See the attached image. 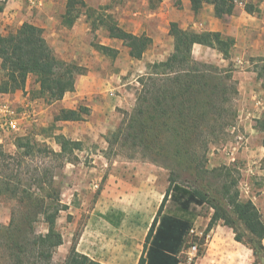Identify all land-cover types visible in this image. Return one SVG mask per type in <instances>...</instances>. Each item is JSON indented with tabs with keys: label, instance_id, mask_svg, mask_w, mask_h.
<instances>
[{
	"label": "trees",
	"instance_id": "trees-1",
	"mask_svg": "<svg viewBox=\"0 0 264 264\" xmlns=\"http://www.w3.org/2000/svg\"><path fill=\"white\" fill-rule=\"evenodd\" d=\"M190 1L196 16L205 4H210L214 6L215 16L221 19L232 15L241 0ZM246 11L254 12L250 6H246ZM83 13L90 21L92 31L104 28L110 38L123 42L133 59H141L153 45V39L147 34L135 35L120 27L106 7L95 9L84 0H67L62 24L72 27ZM170 35L174 39L172 54L165 61L154 63L151 73L141 77L142 87L136 95L135 107L131 113L124 112L123 122L113 133L114 140L122 138L131 148L158 155L164 152L172 160L170 186L149 230L145 255L139 264L181 263L180 255L194 227L195 207L213 210L210 228L223 222L233 230L236 241L252 250L253 264H264V221L259 209L252 201H241L238 182L231 179L228 166L209 170L205 165L207 137L224 128L223 122L231 126L228 115H233L231 121L236 118L231 104L238 94V87L230 71L224 73L218 66L195 60L193 48L195 45L206 46L229 60L235 39L221 32L185 30L176 22L170 24ZM95 48L108 57L118 54L116 49L101 44H95ZM0 71V94L24 90L29 77L34 76L39 89L32 97L50 105L74 92L77 77L84 75L86 69L57 57L44 37L43 29L24 23L15 32L0 35ZM81 120L79 110H62L54 119L55 122ZM255 123V129L264 133V114ZM25 140L18 138L17 147L31 149L26 151L28 155L33 149L29 147V141L24 143ZM55 140L61 148L60 154L71 153L82 146L81 142L69 140L64 135H56ZM183 175L186 183L200 185L184 184L180 181ZM205 175H216L224 181L216 188L204 179ZM44 176L46 178L40 180L37 190L12 186L7 179L0 178V197L18 198L24 210L20 218L13 217L7 226L0 223V242H4L10 251L14 264H54V254L64 243L57 220L60 212L68 207L61 204V190L54 177ZM168 199L179 215L162 214ZM39 216L47 225L46 233L36 231L34 223ZM58 264L103 263L72 246L65 261Z\"/></svg>",
	"mask_w": 264,
	"mask_h": 264
},
{
	"label": "rangeland",
	"instance_id": "rangeland-1",
	"mask_svg": "<svg viewBox=\"0 0 264 264\" xmlns=\"http://www.w3.org/2000/svg\"><path fill=\"white\" fill-rule=\"evenodd\" d=\"M257 1L259 0H248L246 3V0H243L245 2L243 6L244 8L250 6L254 10ZM116 2L118 1L112 0L103 7H106L108 13H110L109 10ZM159 3L158 0H149L148 6L153 9ZM145 7H147V4H145ZM114 17L118 20L116 15ZM118 23L120 25L119 20ZM168 26L152 27L153 31L151 30V33L156 38L159 36L160 40L155 45L153 43L141 59H131L130 56L126 58V55L122 54V50L115 57L103 55L96 50L95 44H99L104 38V34L92 31L90 44L93 49L100 53L102 61L92 63L90 66L98 71H129L125 72L124 79H121V82L127 86L126 88L136 98L142 87L141 77L151 73L154 63L165 61L173 52L174 39L170 35V25ZM124 47L127 48L125 45ZM127 50L129 52L128 48ZM208 51L206 59L201 60V54L196 49L195 60L215 66L224 64L226 65L223 66L224 68L218 66L224 73L230 71L232 75L233 72H239L241 77L245 75L244 80L248 87L255 86L254 90L262 93L259 96L264 100V59L257 61L255 58L250 57L248 53H245L246 49L242 50L243 52L239 50L237 54H234L235 51L233 50L231 60L229 59L227 63H223L221 61L223 56L218 51ZM237 57L242 58L243 62L239 59L236 60ZM77 64L79 65V63ZM85 69L87 72L90 68ZM252 73H256V75L258 73L261 78L254 79L255 76ZM1 78L0 71V82ZM78 80L79 76L77 77L76 86H78ZM233 81L238 87V94L234 96L231 104V110L233 114L236 112V118L231 121L233 115H228L229 120L227 121L231 126H227L223 122L224 128H220L216 134L207 137L208 151L206 152L205 165L209 170L228 166L231 169V179L238 182L241 201H252L259 209L264 221V133L255 129V120L259 118H253V116L258 111L255 109L251 116L243 111L246 105L249 106L250 101L255 105L256 99L243 98L239 91V80L236 78ZM34 85H36V78L30 76L26 87L32 92L31 96L37 95L39 89L34 88ZM45 104L47 103L45 102ZM58 105V114H60L63 109L60 104ZM78 110L81 113L82 120L89 116L85 101L78 107ZM132 111H129V113ZM120 112L124 120V112L128 111ZM55 117L56 114L50 115L49 112L48 115L43 116L42 122L29 126L25 135L3 134L2 142H0V178L7 179L6 181L10 182L12 186L36 189L40 180L46 178L44 174H50L54 177L61 194L67 186L73 187L75 184H86L88 178L91 180L90 184L95 182L97 185L95 189L93 187L94 192L87 196V208L83 207V211H80L79 200L76 196L79 194L78 190L75 192V196H72L74 191H69L73 201L70 207L67 206V209L60 212L57 220V229L63 235L64 243L63 247L55 252L54 264L63 263L72 246L78 252L82 250L79 248L80 238L85 234L90 213L96 201L102 196L103 191L107 190L109 196L120 190L123 196L121 203L124 209L127 210L128 222L122 229L120 239L108 243V251L102 259H104L105 264H139L141 258L145 255L149 230L155 218L159 215L161 205L170 186L172 160L164 152L158 155L151 151H144L141 148H131V146L125 144V140H122V138L114 140L113 133L118 128L107 134H102L101 138L96 141H82L79 150L60 154L61 149L55 140V136L63 130L70 132L74 123L73 121L55 122ZM18 138L26 139L24 143L30 142L29 147L33 149L30 154L27 155L26 151L31 149L17 147ZM66 138L72 140L71 137L67 136ZM76 169L87 170L88 173L84 175L82 172L75 175L70 172ZM93 169L97 170L92 171ZM184 176H180L182 177L180 181L184 184L189 186L192 184L193 186L200 185V183L195 184V182L186 183L187 179ZM204 179L215 185L216 188H219L224 181L222 177L216 175H205ZM84 195L86 196V193ZM61 199H65V197L62 198L61 196ZM113 203L120 204V202L115 201ZM22 211L24 210H22L18 198L9 195L0 197V223L3 226H7L13 217L20 218ZM164 213L180 214L175 210V206L170 199L162 208V214ZM212 214L213 210L205 207H195L193 209L194 227L180 255V264H253L252 250L246 244L236 241V235L230 227L223 222H217L210 228ZM34 226L37 233L47 232V225L44 223L42 216L37 218ZM97 226V228L100 227V225ZM84 242L85 240H82V243ZM1 243L0 264H14L10 251L7 250L4 242Z\"/></svg>",
	"mask_w": 264,
	"mask_h": 264
},
{
	"label": "crops",
	"instance_id": "crops-1",
	"mask_svg": "<svg viewBox=\"0 0 264 264\" xmlns=\"http://www.w3.org/2000/svg\"><path fill=\"white\" fill-rule=\"evenodd\" d=\"M84 1L89 7L99 9L108 5V2L112 0ZM116 1L118 2L111 7L109 12L118 17L120 27L135 35L146 33L153 39L154 45L160 39L158 38L159 36L156 38L151 33L152 27H169L168 25L172 22H176L185 30H195L199 33L208 31L221 32L225 36L233 37L236 42L233 49L235 51L234 54H237L239 50L246 49L245 53H248L250 57L255 58L257 61L264 59V0L257 1L253 13L246 11L243 6L245 2L241 0L237 3L232 15L221 19L215 16L214 6L210 4H205L202 12L199 16H196L192 11L190 0H161L154 9L149 8V0ZM247 2L248 0H246ZM66 3L67 0H38L32 6L26 0H0V7H2V11H0V35L7 36L19 29L24 23H30L42 28L44 37L57 57L66 62H77L80 66H84L87 69L90 68L86 74L79 76L76 92L67 93L62 100L48 105L40 98H33L31 96L32 92L26 87L25 92L21 90L13 94H0V103L8 101L19 106L32 105L37 115L38 123H40L43 116L48 115L49 112L50 115H58V104L63 110H78V107L85 101L89 116L85 120L73 121L74 124L70 132L63 130L58 132V134L71 137L72 140L78 142L96 141L101 138L102 134L112 132L120 126L123 120L120 111H132L136 104V98L126 88L127 86L121 82V79H124L123 75H125V72L129 71H98L90 66L92 63L102 61L100 53L93 49L90 44V36L92 35L90 21L83 13L72 27L64 26L62 19L66 12ZM145 4H147V7H145ZM94 32L104 34V38L99 44L116 49L118 52L122 50V54H125L126 58L130 56L123 42L110 38L104 28L101 27ZM196 49L201 54V60L206 59L208 50L217 51L206 46L195 45L193 56ZM238 59L243 62L242 58L237 57L236 60ZM221 61L223 63L228 62L224 58ZM217 66L224 68L223 66L226 65ZM239 74V72H233V79L236 80L237 78L239 80V91L243 98L256 99V107L250 101L249 106L246 105L243 111L251 116L256 109L258 112L256 111L257 113L253 118H260L264 111V100L259 96L262 93L255 91V86H250L249 88L244 80L246 78L245 75L241 77ZM252 74L255 76L254 79L259 77L258 73L257 75L256 73ZM34 88L38 89L39 86L36 84ZM96 170L93 169L92 171ZM70 172L75 175L82 172L84 175L88 173L87 170L82 169ZM90 181V178H88L84 185L75 184L73 187L67 186L64 188L61 196L62 198L65 197V199H61V204L70 207L73 201L71 197L75 196V192L78 190L79 194L76 196L79 200L80 211H83V207L86 209L87 196H90L97 187L95 182L90 184ZM71 190L74 191L72 196L69 194ZM115 192L108 196L107 190L103 191L102 196L96 201L90 213L88 223H86L85 234L80 238L81 241L79 243V248L82 249L81 253L103 264L105 263L102 257L108 251V243L120 239L122 229L128 222L127 210L124 209L121 203L122 193L120 190ZM83 193H86V196ZM113 201L120 202V204H114ZM97 225H100V227L97 228ZM82 240H85V242L82 243ZM62 247L63 245L58 250ZM66 253L67 249L65 256Z\"/></svg>",
	"mask_w": 264,
	"mask_h": 264
},
{
	"label": "built area",
	"instance_id": "built-area-1",
	"mask_svg": "<svg viewBox=\"0 0 264 264\" xmlns=\"http://www.w3.org/2000/svg\"><path fill=\"white\" fill-rule=\"evenodd\" d=\"M34 6L38 0H26ZM38 123L32 105L19 106L8 101L0 103V142L4 133L27 134L28 127Z\"/></svg>",
	"mask_w": 264,
	"mask_h": 264
}]
</instances>
